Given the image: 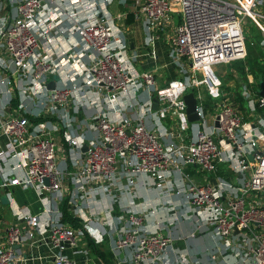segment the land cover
I'll return each instance as SVG.
<instances>
[{
    "label": "built area",
    "instance_id": "obj_1",
    "mask_svg": "<svg viewBox=\"0 0 264 264\" xmlns=\"http://www.w3.org/2000/svg\"><path fill=\"white\" fill-rule=\"evenodd\" d=\"M43 1L0 0V264H28L21 247L38 234L53 247L54 264H78L63 250L80 246L91 220L109 221L112 214L106 210L100 217L99 211H90L83 226L60 220V202L70 195L66 178L75 184L72 201L88 205L92 185L98 193H109L121 189V178L133 184L137 176H144L167 194L173 189L167 182L172 172L185 186L191 213H206L204 219H195L196 227L210 224L217 236L215 248L209 250L211 264H264V96L248 80L240 89L246 102L242 111L222 92L215 70L222 62L245 56V17L264 35L259 20L264 13L254 9L264 0L139 1L135 15L143 19L149 44L162 36L176 66L177 76L162 86L155 83V71L134 66L136 55L124 41V28L114 25L115 21L122 25L126 11L112 14L107 9L110 0H99L90 3L95 14L79 20L73 6L64 7L81 48L92 53L81 82L70 77L68 84H54L51 90L45 84L54 71L53 60L45 57L42 36L32 24L39 12L48 18L46 24L56 26L58 19ZM49 1L56 6L60 2ZM73 53L67 51L71 58ZM202 87L215 101L207 114ZM186 92H192L197 103L198 119L193 121L187 117ZM89 97L104 103L91 118L97 134L84 151L82 139L69 136L66 144L78 151L68 155L58 144V125H69L70 108L77 109ZM28 100L38 109L27 110ZM59 152L68 157L70 166L58 164ZM225 163L235 181L218 174ZM189 166L197 168L205 182L198 181ZM14 186L31 189L39 209L30 211L15 201ZM2 193L9 202L10 220L1 211L7 206ZM117 220L121 226L115 245L131 249L130 264H168L170 235L142 231L141 215L131 211ZM171 263L182 264L175 251Z\"/></svg>",
    "mask_w": 264,
    "mask_h": 264
},
{
    "label": "crops",
    "instance_id": "obj_2",
    "mask_svg": "<svg viewBox=\"0 0 264 264\" xmlns=\"http://www.w3.org/2000/svg\"><path fill=\"white\" fill-rule=\"evenodd\" d=\"M94 1L98 2L99 0H60L58 3L59 7L49 0L43 1L45 9L49 10V14L57 17L58 25L56 26H52V23L46 24L48 18L45 20V15L40 12L35 16L32 27L42 36L41 43L46 49L44 51L45 57L53 60L54 71L50 76L55 78V85L68 84L71 80L70 77L74 78L73 82H81L85 75L84 66L87 64L88 56L92 53L91 49L85 50L81 48L77 33L72 28V23L69 22L62 9L73 6L78 13L77 18L79 20L85 19L95 14L96 9L90 5ZM139 1L141 0H110L107 4V9L112 13L126 11L122 19V25L117 26V28H124H122L124 41L127 43L128 49L136 55L134 66H139H136L138 70L151 69L155 71V83L158 86H162L165 81L177 76V70L176 68L174 69L175 75L167 71V64L169 61L170 63L172 62L169 59L165 61V56L168 57V55L165 39L162 36L153 39L149 44L143 19L135 15ZM5 10L7 11V7L4 11L2 10L6 15L7 12ZM118 23L115 21L114 25ZM70 49L74 51L73 55L75 56L73 58L67 55V51ZM150 51H153L154 55L151 56ZM89 98L90 101L87 99L84 102H80L77 109L70 108L67 116L72 121H70L69 125L63 126L62 123L58 125L57 141L68 155L78 151V148L66 144L69 136H76L80 140L82 139L83 144H86L93 135L97 134L96 126L91 122V118L96 111L101 109L104 103L101 100H91L92 97ZM7 99L8 95L5 94L3 100L6 101ZM16 102L17 98L11 101L13 105ZM26 108L29 111L38 109L33 106L30 100H28ZM82 114L84 115L82 116ZM31 119L35 120L36 117L31 114ZM89 127L95 129L94 134L89 133ZM80 150L84 151L82 147ZM62 154L59 152L58 164L64 167L69 165V159ZM220 168L218 174H222L228 180L235 181V177L226 163ZM187 170L196 175L198 181L205 182L204 175L197 168L189 166ZM66 179L64 183L69 187V194L71 195L75 192V184H73L71 178ZM144 180L147 184L143 182ZM167 182L172 183L173 188L167 194L144 176H137L133 184L125 178H121L119 181L121 189H111L109 193H98L96 187L92 185L90 188L92 196L88 205L84 202H73V197L68 195L70 197L68 199L66 194L59 205L61 211L60 220L62 218L61 203L63 201H65L69 214L77 219L81 224L80 226H83L84 220H86V216L90 211H99L101 217L106 210H110L112 217L109 221H103L100 218L101 222L94 219L91 220L87 229L84 228V237L80 241V246L77 248L66 247L63 252L71 259L73 258L78 264H118V260H126L125 264H130L128 258L131 249L117 248L115 238L120 234L119 227L121 226L117 217L120 214L131 211L141 215L143 221L142 231L146 233L159 231L171 236L172 247L169 248L168 259L170 261L168 264H173L171 263L173 251L177 253L182 264H188L189 262L211 264L209 250L215 248L218 240L217 236L212 225L206 224L196 227L195 223V219H204L206 213H191L192 211L186 201V195L183 190L185 186L180 181L178 173L172 172L167 177ZM15 191L20 194L19 204L30 211L39 209L40 205L35 200L31 189L14 186L13 198ZM11 202L12 200H10ZM3 203L5 205L9 204L7 200ZM1 211L4 217L10 220L11 212L9 211V206H5ZM175 215L179 218L173 220L172 217ZM157 221L160 222L159 227H157ZM193 230L195 232H192ZM43 235H36L32 240L27 241L26 245L21 247L25 251L28 264H54L50 256L53 247L50 246L44 238L45 235ZM86 235L95 243V248L88 245Z\"/></svg>",
    "mask_w": 264,
    "mask_h": 264
},
{
    "label": "rangeland",
    "instance_id": "obj_3",
    "mask_svg": "<svg viewBox=\"0 0 264 264\" xmlns=\"http://www.w3.org/2000/svg\"><path fill=\"white\" fill-rule=\"evenodd\" d=\"M91 7H93V6L91 5ZM254 9L256 11H259V12L261 11L264 13V5H262V4H257V6L254 7ZM112 14H117V12L112 13ZM259 20L264 24V17L260 16ZM244 24H245L244 25V44H246V41H250L251 47L255 48L254 51H256L257 48L263 47L264 46V43H263L264 42V35L262 34V32L258 28V26L251 19H249L247 17H245ZM116 26H119V24H117ZM118 28H119V30L121 29L120 27H118ZM119 38L122 40V33L119 35ZM247 51H248V48H247V44H246V54L243 57V59H246ZM168 59L169 58L167 56H165V61H167ZM231 62L232 61H229L226 63L222 62V64H218L215 67L216 74H217V76L220 80V83L222 85V92L226 93L227 96L229 97V99L231 97L233 98L235 96L234 93L236 91L240 90L244 84L248 85V83H247L248 80H250L252 83H254L256 80L252 76L251 73L247 72V74H246L247 76L245 77L246 81H243V80L240 81L241 80V74L240 75L238 74V72H237L238 70L235 69L236 67ZM137 67H139V66H137ZM175 68H176V66L173 63H170V61H169V63L167 64V71L169 73L170 72L174 73V75H175V72H174ZM168 75L170 76V74H168ZM237 77H239V78L237 79ZM200 92H201L202 102L206 103V106H207V108H206V110H207L206 114H207L208 110L212 109L211 107L215 104V101L208 96V94L206 93V91L203 87L201 88ZM143 100H144V96H143V94H140L138 97V103H142ZM238 106L240 107V109L242 111L244 110V107H245L244 105L240 106L238 104ZM256 111L259 113L261 112L260 110H256ZM263 112L264 111H262V113ZM83 115L84 114H82V116ZM94 130L95 129L92 127L88 128V131L90 134H94V132H95ZM19 198H20V194L18 193V191H15L14 199L18 202Z\"/></svg>",
    "mask_w": 264,
    "mask_h": 264
},
{
    "label": "trees",
    "instance_id": "obj_4",
    "mask_svg": "<svg viewBox=\"0 0 264 264\" xmlns=\"http://www.w3.org/2000/svg\"><path fill=\"white\" fill-rule=\"evenodd\" d=\"M247 44V57L246 59H239L234 60L231 63L236 67L235 69L238 70V74H241V80L240 81H246V74L247 72L251 73L252 76L256 79L254 83H252L251 87L258 91L259 90V80L264 81V46L261 48H257L256 51H254L255 48L251 47L250 41H246ZM239 77H237L238 79ZM235 96L232 98L233 101L240 106H245V100L240 96V90L236 91ZM221 167V165L219 166ZM219 172V171H218ZM61 210H62V218L61 220L63 222H68L74 226H80L81 224L77 221V219L70 215L67 211V207L65 204V201L61 203ZM86 240L88 242V245L95 248V243L92 241V239L89 238V236L86 235Z\"/></svg>",
    "mask_w": 264,
    "mask_h": 264
},
{
    "label": "water",
    "instance_id": "obj_5",
    "mask_svg": "<svg viewBox=\"0 0 264 264\" xmlns=\"http://www.w3.org/2000/svg\"><path fill=\"white\" fill-rule=\"evenodd\" d=\"M258 82H259L258 93H259V95L264 96V81L259 80ZM54 84H55V78L50 76L48 78V81L45 84V88L51 90L54 87ZM183 99H184L185 104L187 105L186 106V111H187L188 120L189 121H193V120L198 119V114L196 112V104L197 103H196V99H195L193 93L192 92L184 93ZM152 106L154 108H157V106H158V104L156 103V99L155 98H153V100H152ZM215 124L218 125V122L215 121ZM82 145H83L82 146V150H86L87 149V145L86 144H82ZM246 156H247L248 159H250V160L252 159V154L251 153H247ZM211 180L213 182L216 181L214 179V177H212ZM44 182H45V184H47V179L46 178H44ZM1 200H2V202H6V199L4 198L3 193H2Z\"/></svg>",
    "mask_w": 264,
    "mask_h": 264
}]
</instances>
